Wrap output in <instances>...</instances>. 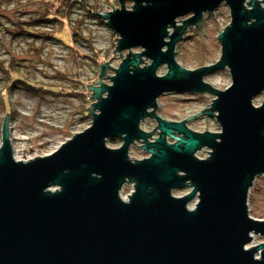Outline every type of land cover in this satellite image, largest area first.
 I'll list each match as a JSON object with an SVG mask.
<instances>
[{
    "label": "water",
    "instance_id": "95a60500",
    "mask_svg": "<svg viewBox=\"0 0 264 264\" xmlns=\"http://www.w3.org/2000/svg\"><path fill=\"white\" fill-rule=\"evenodd\" d=\"M117 1L120 9L112 5L100 17L118 36L114 53L128 54L118 69L100 65L99 79L108 68L115 71L112 84L88 86L96 100L88 109L90 127L56 152L24 162L14 157L6 116L0 264H264V244L246 248L253 233L264 237V219L249 210L250 191L264 175V101L253 103L264 94V0ZM223 4L231 22L218 37L220 59L182 67L177 44ZM163 65L168 72L159 76ZM223 69L230 87L205 81ZM167 93L215 99L195 117L168 121L157 113ZM201 115L214 117L221 131L192 130L188 121ZM147 118L158 123L153 132L141 128ZM119 138L121 147L107 145ZM137 143L148 157H129ZM204 149L210 158H197ZM126 180L136 184L129 201L121 197ZM184 188L191 192L173 194Z\"/></svg>",
    "mask_w": 264,
    "mask_h": 264
},
{
    "label": "rangeland",
    "instance_id": "374dc122",
    "mask_svg": "<svg viewBox=\"0 0 264 264\" xmlns=\"http://www.w3.org/2000/svg\"><path fill=\"white\" fill-rule=\"evenodd\" d=\"M84 1V5L76 3L71 12H62L61 22L34 27L42 32L55 31L54 37L58 41H45L22 32V27L32 28L27 22L41 16L46 10L44 0H0V65L9 66L14 59L16 69L31 84H43L56 92L65 89L70 93L81 94L65 96L60 93H34L21 83L6 94L5 73L0 69V94H6L11 104L6 108L0 104V148L6 116H9L10 139L16 159L24 160L32 156L39 158L54 153L76 134L90 127L93 119L89 116L88 109L96 100L92 98L93 92L88 86L100 87L101 84L94 82L101 81L105 85L112 84L109 77H113L115 71L108 68L107 75L99 79L100 65L109 63L110 67L118 69L123 62V56L128 54L126 51L119 58L121 55L114 53L118 36L107 27L102 17H92L89 12L90 9L98 8L99 15L107 14L114 9H120L119 2ZM133 6L132 2L126 3L129 10ZM213 14H205L200 25L192 30L189 28L184 39L176 46V60L182 67L195 70L212 65L220 59L221 45L218 37L220 31L225 30L231 22L230 10L223 4ZM189 18L190 16L179 19L178 25ZM133 52L141 53L142 50L134 49ZM146 63L150 64V61ZM167 72V66L163 65L157 74L163 76ZM205 81L220 90H225L232 84L228 69L205 77ZM214 99L208 93H167L158 99L157 111L168 121L184 122L209 109L213 104L211 100ZM263 101L264 94L256 97L253 103L261 106ZM188 126L199 133L221 131L216 119L210 116L201 115L188 121ZM156 127L157 122L151 118L141 123V128L148 132H153ZM157 132L158 129L155 137H158ZM122 144L120 139H109L107 142L110 148H119ZM140 145L141 143H137L131 147L129 157L132 160L149 156ZM209 153L208 149H204L196 156L206 159ZM131 190L132 187L127 185L123 195L129 194ZM190 192V188H184L174 190L173 194L182 197ZM196 202L197 198L190 203L189 208L193 209ZM249 210L252 217L264 219V175L257 177L250 191ZM252 240L248 245L250 248L264 244V237L261 235L253 234Z\"/></svg>",
    "mask_w": 264,
    "mask_h": 264
},
{
    "label": "trees",
    "instance_id": "16d2710c",
    "mask_svg": "<svg viewBox=\"0 0 264 264\" xmlns=\"http://www.w3.org/2000/svg\"><path fill=\"white\" fill-rule=\"evenodd\" d=\"M85 4L84 0H44V4L46 5V10L43 12V14L40 16H36L32 18L29 22H27V25L32 26L31 29H25L22 26V32L25 33L28 36H31L36 39H43L45 41H52L56 40L58 41L55 36L54 32H42L40 30L35 29L34 27H42L46 26L48 24H54L59 23L62 21L61 19V13L62 12H71V9L74 7L76 3ZM87 7V6H86ZM89 7V6H88ZM0 9H1V3H0ZM89 12L91 13L92 17L99 18L100 15L98 14L99 10L98 8L90 9ZM20 25H23L21 23ZM77 35V34H73ZM0 69L5 73V89L6 94L7 91H11L13 88L17 86V84L21 83L23 84L28 90L34 92V93H54V94H62L65 96L69 95H81L80 93L76 92H67L65 89H61V92H56L53 90L48 89L47 86L43 84H31L24 76L20 73L19 70L16 69V61L13 59L12 62L9 64V66H4L3 64L0 65ZM0 94V104L3 106V108H6V106H11L9 99L7 98L6 94ZM89 117V116H87ZM112 141H115V139H111Z\"/></svg>",
    "mask_w": 264,
    "mask_h": 264
},
{
    "label": "built area",
    "instance_id": "2783aa9c",
    "mask_svg": "<svg viewBox=\"0 0 264 264\" xmlns=\"http://www.w3.org/2000/svg\"><path fill=\"white\" fill-rule=\"evenodd\" d=\"M173 33V29H170V34H172ZM144 66V65H143ZM60 147V146H59ZM59 148H57V150H58ZM52 154V153H51ZM50 155V154H49ZM197 155V154H196ZM48 156V155H47ZM38 156H32V157H29V158H27V159H24V160H19V159H16V160H19V161H24V162H28V161H31V160H34V159H36ZM208 158H210V155L206 158V159H208ZM127 185H130L131 187H132V190H131V192L129 193V194H127V195H123V190H124V188L127 186ZM135 183H131V184H129V180H126V183L124 184V186H123V188H122V191H121V197L123 198V200H125V201H129V196H131L132 194H133V192L135 191ZM254 234V233H253ZM253 234L251 235L252 236V238H253ZM255 235H257V234H255ZM253 241V240H252ZM247 249H250L249 247H248V245H247V247H246ZM253 248V247H252ZM261 252L262 251H260L259 253H257V255H256V258L257 259H260L261 258Z\"/></svg>",
    "mask_w": 264,
    "mask_h": 264
},
{
    "label": "flooded vegetation",
    "instance_id": "af4514ba",
    "mask_svg": "<svg viewBox=\"0 0 264 264\" xmlns=\"http://www.w3.org/2000/svg\"><path fill=\"white\" fill-rule=\"evenodd\" d=\"M178 44H179V43H178ZM178 44H177V45H178ZM157 110H158V109H157ZM157 113H158V111H157ZM147 119H148V118H147ZM145 120H146V119H145ZM157 124H158V123H157ZM119 139H120V138H119ZM120 140L123 141L122 139H120ZM140 146H142V144H141Z\"/></svg>",
    "mask_w": 264,
    "mask_h": 264
},
{
    "label": "bare ground",
    "instance_id": "6f19581e",
    "mask_svg": "<svg viewBox=\"0 0 264 264\" xmlns=\"http://www.w3.org/2000/svg\"><path fill=\"white\" fill-rule=\"evenodd\" d=\"M18 140H21V139H18ZM253 247V246H252ZM250 248V247H249ZM250 249H252V248H250Z\"/></svg>",
    "mask_w": 264,
    "mask_h": 264
}]
</instances>
